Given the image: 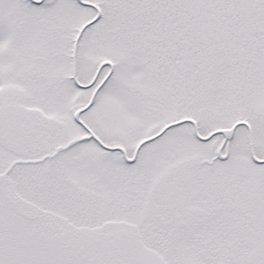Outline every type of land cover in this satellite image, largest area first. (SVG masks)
<instances>
[{
    "label": "snow or ice",
    "instance_id": "1",
    "mask_svg": "<svg viewBox=\"0 0 264 264\" xmlns=\"http://www.w3.org/2000/svg\"><path fill=\"white\" fill-rule=\"evenodd\" d=\"M0 264H264V0H0Z\"/></svg>",
    "mask_w": 264,
    "mask_h": 264
}]
</instances>
